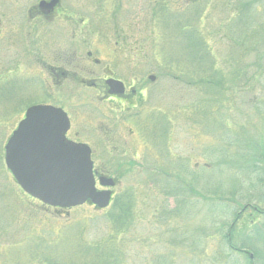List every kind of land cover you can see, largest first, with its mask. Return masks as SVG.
<instances>
[{
  "label": "rangeland",
  "instance_id": "rangeland-1",
  "mask_svg": "<svg viewBox=\"0 0 264 264\" xmlns=\"http://www.w3.org/2000/svg\"><path fill=\"white\" fill-rule=\"evenodd\" d=\"M39 1L0 0V264H96L95 250L83 253L80 245L108 248L110 264H264V215L247 218V211L234 232L233 245L254 253L252 263L246 254L231 252L223 240L243 207L264 209L262 8L258 17L250 14L239 21L235 13L243 0H199L196 11L187 7L192 0H176L172 6L158 0L156 7L152 0H60L56 11L72 14L74 22L68 23L64 13L44 21L36 35L28 29L33 25L27 12ZM188 33L193 40L195 34L201 36L208 47L201 60H194L200 56L194 57V49L186 45ZM73 44L78 46L75 58L86 60L94 50L96 58L110 60L115 76L125 75L128 82L135 76L145 82L156 77L155 96L146 95V105L155 109L151 111H166L173 99L175 138L180 141L175 152L195 157L185 194L176 195L175 204L168 205L160 183L157 191L150 177H140L129 165L115 189L116 196L128 198L121 217L89 206L66 215L27 197L6 170L4 146L11 132L29 104L47 99L30 70L33 53L28 50L46 54L40 61L44 65H61L64 52L55 50L70 51ZM62 91L65 95L67 89ZM75 96L82 100L88 93L78 90ZM84 106L73 110L80 115L81 130L87 128ZM186 112L189 136L182 144L176 114Z\"/></svg>",
  "mask_w": 264,
  "mask_h": 264
},
{
  "label": "flooded vegetation",
  "instance_id": "flooded-vegetation-1",
  "mask_svg": "<svg viewBox=\"0 0 264 264\" xmlns=\"http://www.w3.org/2000/svg\"><path fill=\"white\" fill-rule=\"evenodd\" d=\"M52 8L31 7L27 12V22L33 26L28 29L36 35L40 34L44 28V21L53 18L58 20L64 13L68 23L74 22L72 14L56 11L61 8L59 5ZM39 50L37 49L35 53L32 48L28 50L29 55L33 53L31 66L34 69L30 68V70L33 77L37 78L40 90L47 99L31 103V106L51 105L66 113L70 123L66 138L90 148L97 188L101 189L98 186L99 178L112 179L115 183L111 189L114 198L118 177L121 176L122 171V174L125 173L129 165H133L138 172L137 175L142 177L145 173V176L151 178L152 185H156L157 191H159L158 183L161 184L165 192H159L165 193L169 206L175 204V196L185 194L191 172L190 164L195 157L191 158L189 155L184 157L175 152V149L178 151L180 143L175 138L173 110L175 112L176 107L173 99L169 101L170 108L166 111H160L162 109L151 111L155 109L146 105V95L149 93L151 99L155 96V91L154 93L151 91L157 84L156 77L153 80L148 77L145 82L135 76L128 82L125 75L122 78L118 74L115 76L108 65L110 60L96 58L94 50L86 53V60L75 58L78 50L75 44L71 45L70 51L55 50L54 54L64 52L65 58L61 65L56 61L51 65L41 63L40 61L44 60L42 57L45 58L46 54L42 55ZM93 67L98 68V71H94ZM30 75L29 73L27 76L32 77ZM62 87L67 89L65 95ZM78 90L88 93V97L82 100L77 98L75 93ZM61 96L68 99L62 102ZM82 103L88 107L87 128L83 130L79 127V113L73 111ZM147 103L151 105L150 101ZM86 106L84 107L87 108ZM189 117L188 112L182 115L176 114V121L181 125L178 131L184 136L182 144L189 136V129L186 127L190 124ZM198 136L201 138L200 133ZM160 146L166 148L165 151L160 150ZM190 149L189 145L186 146V153H190ZM194 165V168L198 169L196 162ZM252 209L258 214L261 212V208L256 211L253 206H249L246 211L243 208L236 214V220L244 219L245 213Z\"/></svg>",
  "mask_w": 264,
  "mask_h": 264
},
{
  "label": "water",
  "instance_id": "water-1",
  "mask_svg": "<svg viewBox=\"0 0 264 264\" xmlns=\"http://www.w3.org/2000/svg\"><path fill=\"white\" fill-rule=\"evenodd\" d=\"M56 3L42 2L39 8ZM68 128V119L60 109L31 107L7 141L5 166L20 188L44 205L70 209L88 203L105 209L111 192L96 190L90 151L65 138ZM99 183L102 187L113 185L105 179Z\"/></svg>",
  "mask_w": 264,
  "mask_h": 264
},
{
  "label": "trees",
  "instance_id": "trees-1",
  "mask_svg": "<svg viewBox=\"0 0 264 264\" xmlns=\"http://www.w3.org/2000/svg\"><path fill=\"white\" fill-rule=\"evenodd\" d=\"M163 1H165V3H168V4H176V0H163ZM209 0H206V3L208 2ZM239 0H237V2H238ZM254 0H243L242 1V5H244L243 6V8H241V11H240V13H237V10H236V17L238 18V20L240 21V18L242 17V16H246V15H250V14H252L251 16H253V17H258L256 14L257 13H259L258 12V10L260 9V8H262V10H263V12H262V14H264V3H263V1H261V0H257L258 2L257 3H255V4H249V3H252ZM157 2H158V0H152L151 2H150V4H151V6H157L158 4H157ZM199 2V0H192V3H191V5H187V7H189V6H191V9H193V10H197V9H195L196 8V4ZM246 2L248 3V4H246ZM184 5H186V4H184ZM255 5V6H254ZM172 6V5H171ZM175 11H177V10H179L180 9V7H174L173 8ZM192 10V11H193ZM194 11V12H195ZM256 13V14H255ZM193 14V13H192ZM261 14V13H260ZM239 21H238V23H239ZM237 23V24H238ZM247 26H249V23H248V25ZM196 33V32H195ZM244 33V32H243ZM245 34V33H244ZM195 37H196V40H193V39H191L192 38V34L191 33H188V35H186V37H185V39H186V45L189 47V48H193L194 49V57L196 56V55H198V56H200L199 58L197 57V58H195L194 60H201V58H202V55L205 53V51H206V48H208V47H206V45H205V42L203 41V39L201 38V36H199V35H197V34H195ZM199 42H198V41ZM199 44V45H198ZM242 44V43H241ZM200 46V49H197L198 47ZM246 47V43H245V45H241V49H244ZM203 48H205V49H203ZM246 51V50H245ZM246 52H248V51H246ZM258 58H259V56H258ZM257 58V59H258ZM165 67H167V65L165 64ZM169 68H170V66H168ZM172 70H173V72H174V68H171ZM176 73L177 74H182V72H178V71H176ZM205 82V81H204ZM262 148V149H261ZM260 149H261V153H264L262 150H264V145H262L261 144V146H260ZM262 158L264 159V154H262ZM264 161V160H263ZM213 195H217V194H213ZM213 198H215L214 196H213ZM126 199H128V198H125V200ZM216 199V198H215ZM228 202H230V201H232V200H227ZM124 201H123V199H116V201L114 202V204H113V206H111V209H110V211L112 212V214H113V211L117 214V216L116 217H121L122 216V214L121 213H124L123 212V210H122V208H123V206H124ZM254 208L256 209V211H258L259 209H258V206H254ZM262 211L260 212V214H257V213H253V215L256 217V215H259V216H263L264 215V209H261ZM249 217H251V216H249ZM253 218V217H252ZM111 220V219H110ZM128 220L127 219H125L124 221H123V223L124 222H127ZM244 220H243V218H239L238 220H237V222H235L234 223V226L232 227L233 228V230H232V228H230V235H231V240L229 239V238H227L226 236H223V240L225 241V244H226V242L228 241V240H230V249L231 250H238V251H243V250H245V248L243 247V245H242V247H240V248H236V246H234L233 245V240H234V237H235V235H234V232H235V229L237 228V226L239 225V224H241L242 222H243ZM254 221H255V218H254ZM254 221L253 220H251L250 221V224H253L254 223ZM249 224V225H250ZM123 226H125V225H123ZM227 244H228V242H227ZM95 250V252L97 253V255L95 256V260H96V264H108L109 263V259H107L106 258V255H109V254H111V251L108 249V248H106V247H104V246H101V245H99V246H97V247H95V248H93V247H87V246H81L80 245V247H79V250H80V252H83V253H88V252H91V250ZM254 254V253H253ZM254 257H255V254H254ZM39 263H41V264H51V263H49V262H46V260H43L42 262H39ZM110 264V263H109Z\"/></svg>",
  "mask_w": 264,
  "mask_h": 264
}]
</instances>
